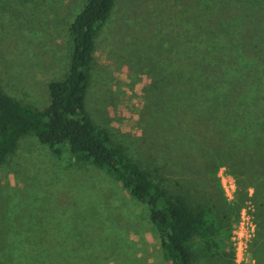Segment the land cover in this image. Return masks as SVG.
<instances>
[{
    "label": "rangeland",
    "instance_id": "rangeland-1",
    "mask_svg": "<svg viewBox=\"0 0 264 264\" xmlns=\"http://www.w3.org/2000/svg\"><path fill=\"white\" fill-rule=\"evenodd\" d=\"M85 1L0 0L6 93L37 109L49 105L48 83L65 77L69 27ZM231 16L238 91L264 98V0H114L89 72L85 107L95 125L169 194L194 205L211 201L222 214L221 255L193 240L192 264H264L261 100L251 103L246 124L178 95L201 86L177 80L180 72L201 75L182 71V59L195 53L186 30L217 40L219 21ZM0 264L169 262L145 203L104 170L56 155L29 135L0 167Z\"/></svg>",
    "mask_w": 264,
    "mask_h": 264
},
{
    "label": "trees",
    "instance_id": "trees-1",
    "mask_svg": "<svg viewBox=\"0 0 264 264\" xmlns=\"http://www.w3.org/2000/svg\"><path fill=\"white\" fill-rule=\"evenodd\" d=\"M114 0H86L69 27L72 40L69 67L61 80L50 81V103L37 109L6 93L0 86V167L13 157L23 138L34 135L58 155L67 152L74 162L92 165L120 181L131 198L145 203L148 219L158 234L162 255L169 264H192L189 244L199 241L210 255H221L224 244L223 216L211 201L190 204L181 195H171L154 183L150 175L115 145L109 133L98 128L86 111L85 99L95 37L105 27ZM236 18L231 16L206 38L197 30H186L194 54L182 59V71L192 78L177 75L186 84L199 81L201 86L178 93L185 105L206 107L210 115L241 117L250 123L251 103L262 94L238 91L236 74ZM201 52L203 54H200ZM191 73V74H192ZM248 83L242 84L246 87ZM248 87V86H247ZM243 103L245 107L240 110ZM218 111V112H217ZM195 112V111H191ZM198 110L197 114H199Z\"/></svg>",
    "mask_w": 264,
    "mask_h": 264
}]
</instances>
